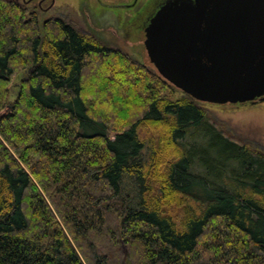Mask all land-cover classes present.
Listing matches in <instances>:
<instances>
[{
  "label": "trees",
  "instance_id": "trees-1",
  "mask_svg": "<svg viewBox=\"0 0 264 264\" xmlns=\"http://www.w3.org/2000/svg\"><path fill=\"white\" fill-rule=\"evenodd\" d=\"M32 3L0 0V264H264V153Z\"/></svg>",
  "mask_w": 264,
  "mask_h": 264
},
{
  "label": "water",
  "instance_id": "water-1",
  "mask_svg": "<svg viewBox=\"0 0 264 264\" xmlns=\"http://www.w3.org/2000/svg\"><path fill=\"white\" fill-rule=\"evenodd\" d=\"M144 35L158 75L195 101L264 102V0H174Z\"/></svg>",
  "mask_w": 264,
  "mask_h": 264
},
{
  "label": "rangeland",
  "instance_id": "rangeland-1",
  "mask_svg": "<svg viewBox=\"0 0 264 264\" xmlns=\"http://www.w3.org/2000/svg\"><path fill=\"white\" fill-rule=\"evenodd\" d=\"M33 1L34 3L31 6L37 4V0ZM78 3L79 0H55L54 8L39 13V21L61 18L81 34L93 35L109 47L120 50L143 64L146 63L147 67L156 71L148 59L143 45L144 37L142 33H127L116 30L121 23L120 21H109L101 25L96 24V22H92L91 14L87 12V10L94 12L92 7H90L91 9L84 7L85 10L82 12L81 8L83 6L76 7ZM46 4L43 6L45 7ZM64 4L71 6H64ZM132 37H134V40H132ZM23 79V73L13 78L8 90L9 102L16 99L18 85ZM180 92L178 91L174 97L179 98ZM201 106L206 110L209 118L227 136L246 145L253 151L264 153V102L223 105L201 103Z\"/></svg>",
  "mask_w": 264,
  "mask_h": 264
},
{
  "label": "flooded vegetation",
  "instance_id": "flooded-vegetation-1",
  "mask_svg": "<svg viewBox=\"0 0 264 264\" xmlns=\"http://www.w3.org/2000/svg\"><path fill=\"white\" fill-rule=\"evenodd\" d=\"M21 1L29 3L33 0ZM172 1L174 0H79L76 7L83 6L81 8L82 12L85 10L84 7L89 9L92 7L94 12L87 10L88 14L92 16V22L101 25L109 21H120L121 23L116 30L127 33H142L145 40L144 31L150 20L160 8ZM44 4H46L45 7ZM36 5L43 9L42 12L48 11L55 7V0H37ZM64 6L71 5L64 4ZM132 40H134V37H132ZM258 102L255 99L253 103Z\"/></svg>",
  "mask_w": 264,
  "mask_h": 264
},
{
  "label": "bare ground",
  "instance_id": "bare-ground-1",
  "mask_svg": "<svg viewBox=\"0 0 264 264\" xmlns=\"http://www.w3.org/2000/svg\"><path fill=\"white\" fill-rule=\"evenodd\" d=\"M146 64V63H145ZM191 142V141H190Z\"/></svg>",
  "mask_w": 264,
  "mask_h": 264
}]
</instances>
